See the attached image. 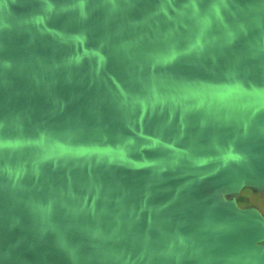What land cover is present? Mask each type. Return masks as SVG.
Segmentation results:
<instances>
[{
    "label": "water",
    "instance_id": "water-1",
    "mask_svg": "<svg viewBox=\"0 0 264 264\" xmlns=\"http://www.w3.org/2000/svg\"><path fill=\"white\" fill-rule=\"evenodd\" d=\"M264 0H0V264H221L174 199L143 207L141 166L118 148L244 143L170 52L252 29Z\"/></svg>",
    "mask_w": 264,
    "mask_h": 264
},
{
    "label": "crops",
    "instance_id": "crops-1",
    "mask_svg": "<svg viewBox=\"0 0 264 264\" xmlns=\"http://www.w3.org/2000/svg\"><path fill=\"white\" fill-rule=\"evenodd\" d=\"M196 87L217 89L223 112L254 125L244 143L208 150L200 139H174L144 150L118 148L116 169L147 173L145 205L174 199L181 223L200 229L221 264H264V18L252 29L220 28L170 46Z\"/></svg>",
    "mask_w": 264,
    "mask_h": 264
}]
</instances>
